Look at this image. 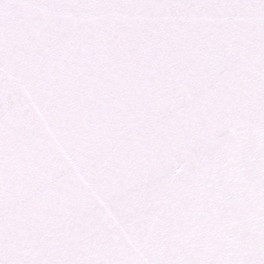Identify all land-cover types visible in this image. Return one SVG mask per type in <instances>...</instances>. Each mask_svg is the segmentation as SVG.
<instances>
[{
    "label": "snow or ice",
    "instance_id": "1",
    "mask_svg": "<svg viewBox=\"0 0 264 264\" xmlns=\"http://www.w3.org/2000/svg\"><path fill=\"white\" fill-rule=\"evenodd\" d=\"M0 264H264V0H0Z\"/></svg>",
    "mask_w": 264,
    "mask_h": 264
}]
</instances>
